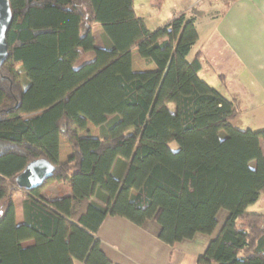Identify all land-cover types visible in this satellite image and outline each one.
Here are the masks:
<instances>
[{
	"label": "trees",
	"instance_id": "1",
	"mask_svg": "<svg viewBox=\"0 0 264 264\" xmlns=\"http://www.w3.org/2000/svg\"><path fill=\"white\" fill-rule=\"evenodd\" d=\"M84 3L9 0L0 66V264H113L95 237L107 214L137 225L153 218L159 238L173 245L211 233L220 208L229 215L197 262L264 264V129L236 128L235 99L198 75L197 55L187 60L198 38L194 17L180 10L149 30L133 0ZM133 51L155 68L133 70ZM88 123L101 135H80ZM60 138L71 146L64 161ZM39 158L54 165L52 175L19 188L16 175ZM51 183L64 189L41 196ZM259 200L262 211L248 208Z\"/></svg>",
	"mask_w": 264,
	"mask_h": 264
},
{
	"label": "crops",
	"instance_id": "2",
	"mask_svg": "<svg viewBox=\"0 0 264 264\" xmlns=\"http://www.w3.org/2000/svg\"><path fill=\"white\" fill-rule=\"evenodd\" d=\"M157 1L159 6L149 4V0H133L135 12L143 18L146 27L153 29L152 26L158 27L169 18H162V10L170 11L171 16L185 10L188 17H194L198 38L187 54V60L197 55L200 61L198 75L224 96L235 99L240 109V114L232 120L236 128L264 129V0ZM160 1L165 2L164 8ZM92 33L95 45L100 47L95 28ZM141 61L145 70L155 68L153 63ZM223 64L232 66L223 72L226 66L222 70L217 68ZM141 69L135 68V71ZM259 145L264 156V140H260ZM55 195H59L58 191ZM257 204L258 201L248 208L262 211V204ZM228 215L226 209L220 208L211 233H196L169 245L159 238L160 224L153 218L137 225L125 217L107 214L95 237L99 240L100 250L113 264H199L197 258L218 235ZM32 243L30 239L22 244ZM75 264L84 262L75 260Z\"/></svg>",
	"mask_w": 264,
	"mask_h": 264
},
{
	"label": "rangeland",
	"instance_id": "3",
	"mask_svg": "<svg viewBox=\"0 0 264 264\" xmlns=\"http://www.w3.org/2000/svg\"><path fill=\"white\" fill-rule=\"evenodd\" d=\"M138 1V0H137ZM149 4H154L155 6H159L158 5V1L157 0H149L148 2ZM77 4L78 6H84L85 3H84V0H77ZM160 5H162V8L165 7V2H161L160 1ZM162 18H167V17H170L171 16V13L170 11L168 10H162ZM149 26H152V25H149ZM93 28H95V35H96V39L99 41L100 40V29L99 27H96L94 26ZM92 28V29H93ZM153 29H155L156 27H151ZM153 29H150V30H153ZM101 43V41H99ZM141 57L139 56L138 52L137 51H134L133 54H132V67L134 68L133 70H135V68H143L141 70H145L146 67L144 68V62H142L140 59ZM226 66V65H218V69L219 70H222V68ZM232 65H228V67L226 66L222 71L223 72H227L228 69L231 68ZM18 71H19V75H20V78L22 79V83H23V87L26 86V81L24 80L25 77H24V73L21 71V68H18ZM227 76V75H226ZM225 76V77H226ZM80 135H88V136H99L101 135L100 133V130L98 127H95L93 126L92 124L88 123L87 125V128L83 131L80 132ZM170 147L173 148V149H176L177 148V144L176 143H171L170 144ZM60 148H61V156L59 157L60 160H65V158H67L66 156L68 155V153L71 152V146L70 144L68 143V141L64 138H60ZM253 163H251L252 165ZM60 185L58 183H51L49 185H47L45 188H43V190L40 192V195L41 196H44V197H49V198H52L54 196H56L55 194L57 193L58 189H61V192H62V186H59V188H57V186ZM60 194V193H59ZM21 196H18L17 199L15 200L16 201V204H15V212H16V221L17 222H22L23 221V214H22V200L20 199ZM259 204L258 205H261L262 202L261 200L258 201ZM257 206H255V208H257Z\"/></svg>",
	"mask_w": 264,
	"mask_h": 264
},
{
	"label": "water",
	"instance_id": "4",
	"mask_svg": "<svg viewBox=\"0 0 264 264\" xmlns=\"http://www.w3.org/2000/svg\"><path fill=\"white\" fill-rule=\"evenodd\" d=\"M11 21L9 0H0V66L7 57V41L5 31ZM54 170V165L45 158L29 162L25 168L16 175L15 183L21 189L36 188L48 179Z\"/></svg>",
	"mask_w": 264,
	"mask_h": 264
}]
</instances>
